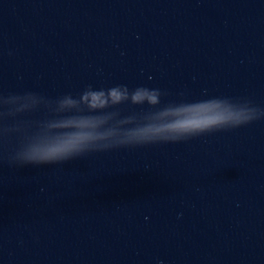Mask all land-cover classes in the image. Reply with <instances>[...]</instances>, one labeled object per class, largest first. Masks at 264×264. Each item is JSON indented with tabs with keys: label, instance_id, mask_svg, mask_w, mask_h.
Instances as JSON below:
<instances>
[{
	"label": "water",
	"instance_id": "obj_1",
	"mask_svg": "<svg viewBox=\"0 0 264 264\" xmlns=\"http://www.w3.org/2000/svg\"><path fill=\"white\" fill-rule=\"evenodd\" d=\"M155 136L0 35V264H264V225Z\"/></svg>",
	"mask_w": 264,
	"mask_h": 264
},
{
	"label": "clouds",
	"instance_id": "obj_2",
	"mask_svg": "<svg viewBox=\"0 0 264 264\" xmlns=\"http://www.w3.org/2000/svg\"><path fill=\"white\" fill-rule=\"evenodd\" d=\"M115 91V90H111ZM141 91L148 93L152 102L150 105H156L158 103L157 94L154 92H148L147 90H137L132 97L135 98ZM96 92H88V95H95ZM124 98H127V95L121 93ZM85 96V97H86ZM144 100L139 101V104H143ZM67 103H72L68 101ZM108 106V105H107ZM105 106V107H107ZM181 110V109H179ZM178 111V110H177ZM225 114V118L214 125H209L207 127L196 128V129H185V130H177V131H168L162 130L158 131L155 137L149 138L150 140L159 139V140H177L182 138H187L190 136L198 135L205 132H210L213 130H218L227 127H238L258 118L257 110L253 108H241L238 110H226L222 111ZM148 141H140L138 143H146ZM88 147L85 139L83 137H71L68 139H63L55 142L50 147L46 149V151L40 156H26L22 159V163L26 164H46L52 163L60 160L68 159L72 156H75L81 152H83Z\"/></svg>",
	"mask_w": 264,
	"mask_h": 264
}]
</instances>
